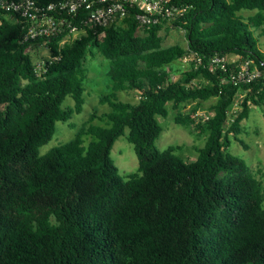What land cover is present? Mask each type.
<instances>
[{
    "label": "trees",
    "instance_id": "1",
    "mask_svg": "<svg viewBox=\"0 0 264 264\" xmlns=\"http://www.w3.org/2000/svg\"><path fill=\"white\" fill-rule=\"evenodd\" d=\"M170 1L185 7L171 24L183 30L185 47H164L166 26L141 30L130 14L123 25L87 29L69 42L61 43L63 32L23 41L21 24L0 6V264H264L261 184L228 152L230 136L246 148L237 138L242 122L251 106H264L263 78L231 80L246 60L264 72L253 36L264 29V0ZM245 9L255 12L244 16ZM42 43L51 59L37 73L33 54ZM95 52L109 63L112 91L100 102L111 111L93 112L72 140L40 156L55 123L82 111L84 59ZM188 55L190 67L175 79L171 64ZM130 90L136 102L117 99ZM67 95L72 108L62 107ZM210 98L205 120L196 107L174 117L208 132L195 160L180 159L177 146L156 147V116L168 115V103ZM126 129L138 167L121 176L110 151Z\"/></svg>",
    "mask_w": 264,
    "mask_h": 264
},
{
    "label": "rangeland",
    "instance_id": "2",
    "mask_svg": "<svg viewBox=\"0 0 264 264\" xmlns=\"http://www.w3.org/2000/svg\"><path fill=\"white\" fill-rule=\"evenodd\" d=\"M255 10H242L241 14L244 16L251 15ZM160 34L163 37V46L178 44L186 46V39L183 30L175 28L171 25L164 27ZM253 36L257 41V46L260 51L264 52V29L254 28ZM49 57V51L45 46H37L33 54V61L35 63L41 62ZM228 60H238L237 56L230 54L226 56ZM192 57L190 55L174 61L171 67L174 70L175 79L183 78V72L191 65ZM84 64L87 67V74L83 81L84 86V104L80 113H74L71 118L66 121H57L55 123V132L52 139L39 148V155L42 156L49 152L53 147L60 144L69 142L78 132V130L88 121L89 116L96 112L98 115L111 111L107 102H100L102 96L108 95L112 91V80L107 75L109 67L108 60L95 52L94 55L88 54L84 59ZM136 91H119L117 92V99L125 102L134 103L137 101ZM241 95L238 94L235 103L231 107L228 117L233 118L239 111V102ZM216 98H210L205 101L193 102L188 101L181 103L175 107L172 103L167 104L168 115L166 117L157 115L156 119L162 128V131L155 142L159 150H164L168 146H177L174 151L184 162L193 161L197 156V149L202 147L206 137L207 131L198 132L196 129L189 125H182L175 123L174 117L178 113H186L192 107H196V116L198 120H205L211 116L212 105L215 103ZM73 99L67 95L62 101L63 108H72ZM69 123L73 124L71 128ZM93 124L105 126V123L98 118L94 119ZM127 129L125 133L119 136L113 143L110 151V157L117 167L118 173L125 176L131 172H135L138 167V160L135 154L133 145L127 140ZM237 138L242 140L246 148L243 147L238 141L230 136V145L228 152L240 157L250 167V172L260 182L263 198H264V106H251L249 115L242 122V132L237 135ZM90 138L84 136V145ZM264 205V201H263Z\"/></svg>",
    "mask_w": 264,
    "mask_h": 264
},
{
    "label": "built area",
    "instance_id": "3",
    "mask_svg": "<svg viewBox=\"0 0 264 264\" xmlns=\"http://www.w3.org/2000/svg\"><path fill=\"white\" fill-rule=\"evenodd\" d=\"M0 6L21 24L23 41L63 32L65 37L61 43L71 41L87 29L123 25L129 14L139 29L148 30L159 24L171 25L185 12V7L170 0H58L47 4L37 0H0ZM39 46L46 47L44 43ZM224 59L214 57L212 61ZM43 64V61L35 63V72L39 73ZM236 67L232 82L248 84L257 78L264 79V72L251 67L248 60Z\"/></svg>",
    "mask_w": 264,
    "mask_h": 264
}]
</instances>
